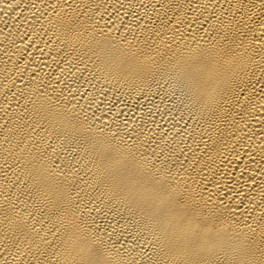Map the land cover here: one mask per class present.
<instances>
[{
    "label": "bare ground",
    "instance_id": "1",
    "mask_svg": "<svg viewBox=\"0 0 264 264\" xmlns=\"http://www.w3.org/2000/svg\"><path fill=\"white\" fill-rule=\"evenodd\" d=\"M0 264H264V0H0Z\"/></svg>",
    "mask_w": 264,
    "mask_h": 264
}]
</instances>
